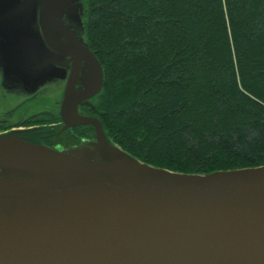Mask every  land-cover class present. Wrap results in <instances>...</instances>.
I'll return each mask as SVG.
<instances>
[{
  "label": "water",
  "instance_id": "water-1",
  "mask_svg": "<svg viewBox=\"0 0 264 264\" xmlns=\"http://www.w3.org/2000/svg\"><path fill=\"white\" fill-rule=\"evenodd\" d=\"M82 9L79 0H0V68H52L57 55L84 62V87L68 84L61 116L95 133L84 154L0 135V264H264V165L156 168L78 114L103 84L78 37Z\"/></svg>",
  "mask_w": 264,
  "mask_h": 264
},
{
  "label": "trees",
  "instance_id": "trees-1",
  "mask_svg": "<svg viewBox=\"0 0 264 264\" xmlns=\"http://www.w3.org/2000/svg\"><path fill=\"white\" fill-rule=\"evenodd\" d=\"M110 142L184 174L264 165V0H81Z\"/></svg>",
  "mask_w": 264,
  "mask_h": 264
},
{
  "label": "flooded vegetation",
  "instance_id": "flooded-vegetation-1",
  "mask_svg": "<svg viewBox=\"0 0 264 264\" xmlns=\"http://www.w3.org/2000/svg\"><path fill=\"white\" fill-rule=\"evenodd\" d=\"M54 60L58 63L52 68H0V135L17 136L56 151L84 154L95 142L94 128L66 126L61 106L68 84L75 90L83 88L89 68L84 62L73 68L69 56L57 55ZM95 96L78 105V114L99 121L92 102ZM20 114L22 117L16 119Z\"/></svg>",
  "mask_w": 264,
  "mask_h": 264
},
{
  "label": "rangeland",
  "instance_id": "rangeland-1",
  "mask_svg": "<svg viewBox=\"0 0 264 264\" xmlns=\"http://www.w3.org/2000/svg\"><path fill=\"white\" fill-rule=\"evenodd\" d=\"M80 1V3H81V0H79ZM82 4V3H81ZM82 8H83V5H82ZM82 14H83V9H82ZM81 23H82V32L80 33V32H78V33H80L79 35H78V37L80 38V39H82L83 40V42L84 43H86V41H85V39H84V28H83V22H82V15H81ZM88 46V45H87ZM93 103L95 102V100L93 99V101H92ZM18 116H20L19 118H16V119H20L22 116H21V114L20 115H18ZM17 120H13L12 122L13 123H15ZM21 121V120H20ZM112 143V142H111ZM112 144H114V143H112ZM114 145H116V144H114ZM118 146V145H117ZM119 147V146H118Z\"/></svg>",
  "mask_w": 264,
  "mask_h": 264
}]
</instances>
